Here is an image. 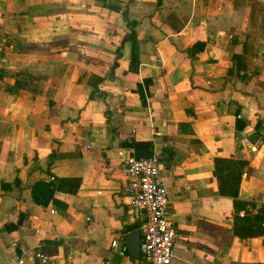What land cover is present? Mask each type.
Instances as JSON below:
<instances>
[{
  "label": "crops",
  "instance_id": "0c3cea01",
  "mask_svg": "<svg viewBox=\"0 0 264 264\" xmlns=\"http://www.w3.org/2000/svg\"><path fill=\"white\" fill-rule=\"evenodd\" d=\"M131 141L162 153L171 264H264L214 176L243 161L236 199L258 214L264 0H0V264H145L110 248L142 222ZM51 175L80 186L50 194Z\"/></svg>",
  "mask_w": 264,
  "mask_h": 264
},
{
  "label": "built area",
  "instance_id": "2783aa9c",
  "mask_svg": "<svg viewBox=\"0 0 264 264\" xmlns=\"http://www.w3.org/2000/svg\"><path fill=\"white\" fill-rule=\"evenodd\" d=\"M242 140L247 141L246 138ZM161 157L160 151H153L151 155L141 158L134 154L124 155L120 166L129 178L126 191L133 195L132 205L142 213L140 256L145 264H171L174 244L179 235L176 222L169 213L170 199L160 177ZM49 180L54 182L55 177L51 175ZM247 209L253 214L257 213L254 207L247 206ZM245 210L240 211L239 215H245ZM110 248L124 257L128 251L124 235L113 238ZM37 256L45 262L43 254L37 253Z\"/></svg>",
  "mask_w": 264,
  "mask_h": 264
},
{
  "label": "trees",
  "instance_id": "16d2710c",
  "mask_svg": "<svg viewBox=\"0 0 264 264\" xmlns=\"http://www.w3.org/2000/svg\"><path fill=\"white\" fill-rule=\"evenodd\" d=\"M131 39L135 38V32L132 31ZM233 60L238 63L243 60L241 56L234 55ZM126 146H130L134 150V156L137 158L147 157L153 153L152 141H131L125 142ZM51 154V159L54 158ZM244 162L235 159L215 158L214 159V176L218 181V190L221 195L233 197L234 206V225L232 232L239 238L251 237L264 234V205L257 215L250 216L247 213L243 216L239 215V211L246 207L244 202L239 201L238 189L241 180V168ZM80 186L79 178H60L54 183L47 185L48 191L52 194L54 191H60L68 194H74ZM260 212V213H259Z\"/></svg>",
  "mask_w": 264,
  "mask_h": 264
},
{
  "label": "water",
  "instance_id": "95a60500",
  "mask_svg": "<svg viewBox=\"0 0 264 264\" xmlns=\"http://www.w3.org/2000/svg\"><path fill=\"white\" fill-rule=\"evenodd\" d=\"M126 242L128 245V252L131 256L140 255V243H141V234L140 230H135L129 232L125 235Z\"/></svg>",
  "mask_w": 264,
  "mask_h": 264
}]
</instances>
